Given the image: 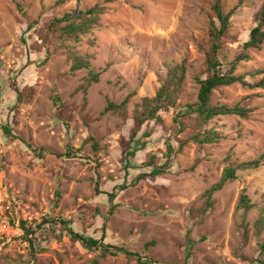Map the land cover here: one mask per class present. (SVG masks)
<instances>
[{
    "label": "rangeland",
    "instance_id": "374dc122",
    "mask_svg": "<svg viewBox=\"0 0 264 264\" xmlns=\"http://www.w3.org/2000/svg\"><path fill=\"white\" fill-rule=\"evenodd\" d=\"M215 1L0 0V264H139L124 255L103 258L61 226L56 234L38 229L31 246L19 221L34 226L45 219L69 221L80 234L160 264H185L189 252L190 264H264V161L239 170L206 210V192L226 168L264 156V90L235 84L213 92V105L251 109L249 118L221 116L202 125L185 108L198 102L195 77L209 75ZM95 6L106 9L99 24L78 43L62 39L66 23L53 22ZM222 10L235 12L223 38L228 56H215L220 70L248 55L235 74L258 83L263 76L250 74L264 69V45H243L264 0H222ZM70 51L102 72L87 91L88 72H70ZM185 60L177 106L139 128L137 106ZM131 94L126 111L105 113ZM209 131L216 142L195 141ZM69 148L76 158L66 157ZM162 167L165 174L150 175Z\"/></svg>",
    "mask_w": 264,
    "mask_h": 264
},
{
    "label": "trees",
    "instance_id": "16d2710c",
    "mask_svg": "<svg viewBox=\"0 0 264 264\" xmlns=\"http://www.w3.org/2000/svg\"><path fill=\"white\" fill-rule=\"evenodd\" d=\"M116 2L118 0H111ZM215 17L210 20V30L209 37L206 44L210 45V49L206 53V68L207 73L209 74L206 79H202L200 76L195 77V81L199 85L198 93V102L196 104L187 105L189 111L198 115L199 121L202 125L208 124L211 120L221 117V116H240L242 118H249L250 114L253 112L251 109H246L241 106L228 107L226 105L215 106L212 104L211 99L213 92L220 88L230 87L235 84H240L247 89L255 90L262 89L264 90V69H259L254 73L250 74L251 77L256 79L259 76H263L258 83L250 84L247 81L246 76H236V72L239 69V65L242 61H251V58L248 55L242 54L237 57L232 63L229 70L223 73L220 68L222 62L216 59L215 56L219 53L228 52L224 46L223 38L226 36L230 29V21L234 15V10L230 13H225L222 10V0H216L212 6ZM106 13V9L101 6H95L94 8L88 9L86 11L75 12L73 14H66L63 19H56L53 25L59 27L62 23L66 25L60 28L62 32V39L70 43H78L81 36L87 35L90 33L100 22L101 16ZM257 25L252 29L250 33L249 41H247L243 48L245 51L248 50H260L264 45V10L260 12V15L256 19ZM205 44V46H206ZM212 54L214 58H212ZM69 57L71 59L72 65L70 72L72 74L86 70L88 72L87 76V85L83 87L85 91L92 84H97L100 82L102 72L97 71L92 67L90 62V57L79 56L76 53L70 51ZM224 58H227L224 56ZM94 59V58H93ZM187 61H183L181 64L177 65L169 71L167 79L162 83L160 89L154 97L144 98L140 105L137 106L135 110V117L138 123V127L141 128L144 124L150 122H160L162 120L161 114L174 109L177 106L178 102V93L182 87V84L186 78ZM16 92L19 94V101H21V95L19 88L14 86ZM134 95H129L128 98L124 100L121 105H115L109 103L108 107L105 110L109 111H126L127 106L130 102V99ZM4 132L7 136H12V131L8 128H4ZM219 139L218 134L214 131H209L205 133L204 139H201V135L195 137V141L198 144H212ZM94 149L97 151V144H94ZM66 157L74 159L76 158V152L73 148H69L66 153ZM170 156H168L169 159ZM264 161V156L258 160L250 161L243 163L237 167H228L225 169L222 179L219 183L213 186L210 190L206 192L207 202L206 210L212 209L214 202L212 197L215 193L221 191L228 183L233 182L237 179V172L239 170H253L259 169ZM165 167L154 169L150 174L152 177H157L165 174ZM128 187L126 185L121 186L119 189L121 191L126 190ZM112 199H115L116 196H111ZM241 205L249 211L252 209V204L247 196H243L241 199ZM20 228L23 231L24 240L33 246L34 237L37 234L38 229L49 230L50 233L56 234L58 227H62L61 230L63 233H66L71 239L80 242L88 250H97L101 251V255L106 257L111 255L117 257L119 255H124L125 257L135 259L139 264H160L159 262L147 259L139 254L130 252L124 248L115 247L112 245L104 244L103 240H97L93 237H88L86 235L76 232L72 223L63 219L51 220L45 219L40 224L29 225L26 221H19ZM260 224L264 225V209L260 213ZM106 226L104 225V232ZM32 236V238H30ZM155 245V242L148 244L149 246ZM191 252L187 254V259L185 264L189 263V258Z\"/></svg>",
    "mask_w": 264,
    "mask_h": 264
}]
</instances>
